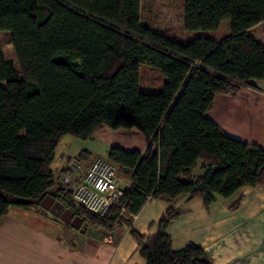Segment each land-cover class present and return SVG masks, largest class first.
Listing matches in <instances>:
<instances>
[{
  "label": "trees",
  "instance_id": "1",
  "mask_svg": "<svg viewBox=\"0 0 264 264\" xmlns=\"http://www.w3.org/2000/svg\"><path fill=\"white\" fill-rule=\"evenodd\" d=\"M183 1L185 31L204 32L187 42L143 23L142 0H0V218L11 206L39 209L54 186L62 137L136 128L150 138L144 152L108 151L131 184L106 216L76 207L72 189L55 195L94 227L127 224L146 264H214L195 242L175 250L168 227L182 214L173 205L183 196L209 205L264 184V148L209 115L217 95L264 79V42L253 30L264 22V0ZM224 21L229 32L216 36ZM2 32L19 69L5 56ZM143 64L165 77L159 91L141 89ZM151 199L169 206L145 236L132 215Z\"/></svg>",
  "mask_w": 264,
  "mask_h": 264
},
{
  "label": "crops",
  "instance_id": "2",
  "mask_svg": "<svg viewBox=\"0 0 264 264\" xmlns=\"http://www.w3.org/2000/svg\"><path fill=\"white\" fill-rule=\"evenodd\" d=\"M261 25L253 28L255 33ZM209 115L230 135L264 148V79L252 80V86L235 94L217 95ZM123 133L135 134V140L118 136L119 140L117 135ZM141 134L136 128L114 131L104 127L92 137H105L107 145L144 152L150 138ZM94 149L79 139L62 137L52 163L56 177L53 195L57 187L74 190L91 161L107 157L95 154ZM83 150L89 157L80 161ZM70 160L76 164L71 166ZM120 177L122 186L131 184L129 172L120 171ZM58 195L56 201L69 214L73 209ZM168 206L163 199L149 200L134 216L133 227L145 236L154 235ZM173 206L182 211L168 227L175 250L192 241L208 252L214 264H264V184L244 186L229 198L217 196L209 205L201 198L183 196ZM82 227L83 231L77 230L40 206L33 210L11 206L0 218V264H146L127 224L104 230L83 220Z\"/></svg>",
  "mask_w": 264,
  "mask_h": 264
},
{
  "label": "rangeland",
  "instance_id": "3",
  "mask_svg": "<svg viewBox=\"0 0 264 264\" xmlns=\"http://www.w3.org/2000/svg\"><path fill=\"white\" fill-rule=\"evenodd\" d=\"M141 4H142V13H141L142 22L151 25L152 27L155 28V30L163 33L169 38L174 37L176 39L177 38L182 39L180 41L187 42L199 36L200 34H204L203 31H185L184 22H183L184 19L183 0H142ZM255 30L257 37H259V39H261L264 42V22L260 27H258ZM227 32H229V22L224 21L219 31L216 32V36L219 37L223 36ZM5 33L6 32H2V38H1L5 56L6 58L13 59L16 68L19 69L17 59L13 52L12 44L10 43V41L8 42L7 40L8 38L7 36H5ZM213 33H214L213 31H207V34L217 38ZM164 82H165V77L161 74L159 70L154 69L145 64L141 66L140 86L142 90H150L149 92H156L155 90L159 91ZM68 136L70 139H74V140L78 139L71 135ZM118 136L125 137L128 140H133V141L135 140V134H131V133L128 134L123 133L117 135V138L120 140ZM79 140L82 141L83 143H86L88 146L89 145L93 146L95 148L94 149L95 154L98 153L101 155H107L109 148L112 146L111 144L107 145V140L105 139V137L104 138L91 137L86 140L83 139L82 140L79 139ZM64 141L61 144L62 146L65 145ZM135 148H140V145H136ZM53 179H54V184H56L55 175ZM49 194L53 195L52 190L50 191ZM40 207L43 208V206L41 205ZM89 225L91 226L92 223H89Z\"/></svg>",
  "mask_w": 264,
  "mask_h": 264
},
{
  "label": "built area",
  "instance_id": "4",
  "mask_svg": "<svg viewBox=\"0 0 264 264\" xmlns=\"http://www.w3.org/2000/svg\"><path fill=\"white\" fill-rule=\"evenodd\" d=\"M153 149L154 145H150L149 153ZM75 164V161L70 163L71 166ZM127 187L122 186L118 165L107 157L97 156L91 161L83 180L73 190L72 201L76 207L81 206L94 215L104 217L112 207L119 205ZM121 210L126 212L125 208ZM132 216L134 218L135 215Z\"/></svg>",
  "mask_w": 264,
  "mask_h": 264
},
{
  "label": "water",
  "instance_id": "5",
  "mask_svg": "<svg viewBox=\"0 0 264 264\" xmlns=\"http://www.w3.org/2000/svg\"><path fill=\"white\" fill-rule=\"evenodd\" d=\"M47 197L50 199V205L49 206H45L42 203V206H43V208L46 211L51 212L56 218H59L61 221L65 222V223H71V225L74 228H76L77 230H81V231L84 230L83 227H82L83 219L80 216H76L74 218V213L72 211H68L69 214H66V215H68V217H65L64 214L60 215V214L54 213L52 211V209H51V206H53V207L57 206L58 209L60 211H62V210H64V207H63L64 205L61 204L60 202L56 201V198L53 195H51V194H49ZM48 198L44 197V199H48ZM64 213H65V211H64Z\"/></svg>",
  "mask_w": 264,
  "mask_h": 264
},
{
  "label": "flooded vegetation",
  "instance_id": "6",
  "mask_svg": "<svg viewBox=\"0 0 264 264\" xmlns=\"http://www.w3.org/2000/svg\"><path fill=\"white\" fill-rule=\"evenodd\" d=\"M42 203L45 206H49L50 205V199L48 198V199H45V200L41 201V204H40L41 206H42ZM51 209L56 214H60V215H63L64 214L65 217H68V215H66V213H64V210L60 211L57 206H54V207L51 206ZM75 217H76V215L74 214V218Z\"/></svg>",
  "mask_w": 264,
  "mask_h": 264
}]
</instances>
